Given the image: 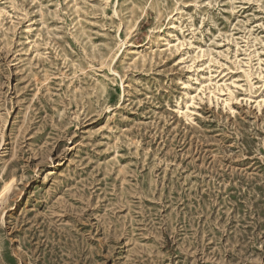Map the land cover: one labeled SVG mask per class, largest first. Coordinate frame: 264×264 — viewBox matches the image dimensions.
Returning a JSON list of instances; mask_svg holds the SVG:
<instances>
[{"label": "rangeland", "instance_id": "obj_1", "mask_svg": "<svg viewBox=\"0 0 264 264\" xmlns=\"http://www.w3.org/2000/svg\"><path fill=\"white\" fill-rule=\"evenodd\" d=\"M0 264H264V0H0Z\"/></svg>", "mask_w": 264, "mask_h": 264}]
</instances>
